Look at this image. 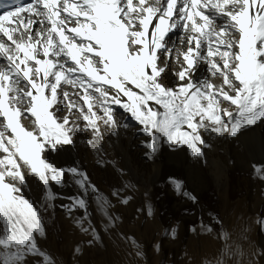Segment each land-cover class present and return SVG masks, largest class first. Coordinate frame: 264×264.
<instances>
[{
  "label": "snow or ice",
  "instance_id": "1",
  "mask_svg": "<svg viewBox=\"0 0 264 264\" xmlns=\"http://www.w3.org/2000/svg\"><path fill=\"white\" fill-rule=\"evenodd\" d=\"M173 31L181 33L179 46L165 39ZM0 59L6 62L0 66V264H31L32 258L34 264H57L39 241L47 236L45 214L61 199L52 184L63 187L66 173L83 195L65 197L70 202L59 207L89 237L87 246L103 243L90 193L104 232L117 227L115 205L86 171L57 167L42 155L75 146L74 137L84 131L92 133L89 145L101 150L105 132L117 136L128 127L114 106L150 137L149 159L162 144L186 145L194 158L204 159L211 147L204 133L236 137L264 121V0H30L0 14ZM169 60L179 66L172 86L163 80ZM200 64L210 76L196 80ZM253 168L264 181V164ZM27 176L44 186L40 203L26 195ZM172 183L195 202L181 182ZM121 191L112 195L127 205L132 197ZM77 211L82 215L74 216ZM258 223L264 228V219ZM123 238L145 258L134 238ZM220 238L224 248L216 264H227L225 258L239 264L240 247L233 248L227 232ZM75 253L82 254L81 246Z\"/></svg>",
  "mask_w": 264,
  "mask_h": 264
},
{
  "label": "bare ground",
  "instance_id": "2",
  "mask_svg": "<svg viewBox=\"0 0 264 264\" xmlns=\"http://www.w3.org/2000/svg\"><path fill=\"white\" fill-rule=\"evenodd\" d=\"M219 22L223 23V20L221 19ZM34 27H38V25ZM179 35H181L179 31H173L165 39H171L179 46V41L177 40ZM5 63L3 59H0V66H3ZM177 70H179V66L169 60L168 70L163 75V80L166 85L172 86L176 84L177 81L173 72ZM205 76H210L208 66L206 64H200L195 72L194 79L199 80ZM214 83L220 84L221 81L216 79ZM68 90L69 92L72 91L71 88ZM114 107L117 120L127 124V128L130 129L128 132L141 140L139 145L142 146L140 149L143 159L139 161L137 158V161L147 171L139 172L138 165L132 163L130 153L134 154L133 151L136 144H133V140L129 138V151L127 154L123 157L119 155L113 157V161L117 163V160H120L124 166H117L116 163L113 165V162L108 158L106 148L102 144L100 145L102 146L101 150H93L94 148L89 147L94 153L89 150L79 149L78 144L82 141L87 144L88 136L92 135L91 131L77 133L74 137L75 146L64 145L55 153L46 151L42 155L46 156L55 166L61 168L77 167L75 163L78 161L79 156H83V151L88 155L86 160L92 164L97 162L102 163V161L111 164L112 166H110L108 173L114 176L109 179L112 187L116 188L119 186L121 188L120 190H122V196H130L131 192H133L137 194L139 199L138 202H129L127 205L120 206L121 202L112 195L113 191L108 192L107 195L112 197L117 211H122L124 215L126 214V217H123L125 222L129 220V216H138L140 215L139 213L143 217L145 213H148L149 206H151V201L141 189L145 187L142 183L144 175L145 177L149 176L151 179V187L148 193L150 197L160 190H166L168 195H171V200L173 201V222L170 219H163V224L167 223L164 224L165 226L158 221H154L152 223H146L141 228L129 227L128 225L125 229L123 228L125 237L134 238L136 242L142 240V243L139 242L141 249L142 247L146 248V250L152 249L149 254V260L154 258L153 248L155 243H157L156 241L160 240L159 238L162 236V233L168 230L166 227H169L172 223L173 229L176 230V237L173 241L174 264H216L224 248V241L220 238L222 231L230 235L228 242L233 245V248L239 246L243 252V256L239 258V264H249V261H252L253 264H264V256L258 255L260 251H264V228L258 223L259 219H264V181L255 176L253 168V164H261L256 159L243 162L244 159L242 160L241 157V155H244L243 158L249 155L254 147L262 148L264 152V132L259 126L253 125L242 129L236 137H218L214 134L209 135L204 133V139L211 145L210 148L204 149V159H190L184 154L188 153L184 146L169 147L168 144H162L159 151L149 159L146 153L147 151L150 152V149L145 147V144L150 142V137L140 131L141 125L131 118L130 114L125 113L119 106ZM63 114L61 113V115ZM24 123L27 124L28 121H24ZM261 124H264V121H261ZM81 126H83V121H81ZM101 128L103 131L102 124ZM257 139L258 141L255 142ZM230 144H233L232 147L229 146ZM0 155L3 154L0 153ZM171 162L178 163L179 167H175L174 165L172 167ZM239 162H243L242 164L245 167H239ZM184 163L186 165L185 173L187 182L181 175V169L184 168ZM67 177L70 176L63 177V187L54 183L52 184L53 191L57 192L61 199L55 201L57 205L55 211L52 212L50 210L47 213L50 217L60 216L65 212L59 207L60 204L70 202L64 199L65 197L83 195L72 177L70 180L74 184L72 187H69V182H65ZM27 179L31 188V191L26 192L27 197L31 200L36 197L39 199L37 203H40L44 188H42L40 182V184L36 182L37 178L35 176H27ZM173 180L181 182L183 188H189V192L196 197L195 202L186 198L182 193H178L172 183ZM127 183H134L136 188L134 190L124 189ZM236 187H238V190H236ZM74 189L79 191L73 194L68 193ZM183 191L185 190L183 189ZM212 191L219 200V203L214 208L200 203L207 196L211 197ZM88 201L90 210L93 209L97 217L93 219L94 223L97 227L100 224L103 227L104 220L97 203L93 205L92 200ZM185 206L186 210L193 211V213L183 214L182 211ZM59 219L63 225L65 223V225L70 224L71 226H75L70 219L64 220L61 217ZM217 219L221 221L220 224L216 222ZM158 224L160 227H158ZM205 226H211L213 231L209 233ZM219 226L221 227L220 230H218ZM158 228L162 229L159 231V234H155ZM121 234L123 233L119 222L115 229L104 232L103 241L105 245H103V248L99 246V251L103 255V258L95 261L93 254L96 250H92L89 253V257L92 260L91 263L105 264L107 260L106 264H119V249L125 248V242ZM129 246L130 249L134 250V246L131 243H129ZM225 259L227 260V264H238V258Z\"/></svg>",
  "mask_w": 264,
  "mask_h": 264
},
{
  "label": "rangeland",
  "instance_id": "3",
  "mask_svg": "<svg viewBox=\"0 0 264 264\" xmlns=\"http://www.w3.org/2000/svg\"><path fill=\"white\" fill-rule=\"evenodd\" d=\"M171 62H173V61H171ZM217 80H220V79H217ZM255 125L259 126V128L264 132V124H261V121L257 122ZM129 130L130 129H128V128H120L117 136H112L109 132H105L104 138H103V141L101 144H102V146H104L106 148L108 158L113 162V165H114V163H116V162L113 161V157L115 155H119L120 157L125 156L127 154V152L129 151L128 138L132 139L133 140L132 143L136 144V147L133 151L135 155L130 153L132 163L134 165H138L139 172L147 171V170H144V168L141 165H139L138 161H137V158L139 159V161H141L143 159V155L141 154V149H140V147H142V146L139 145V142L141 140L132 136L128 132ZM87 139H88L87 144H85L82 141L81 143L78 144V148L81 150L85 149V150L92 151L89 148L90 147L89 141L93 139L92 135H89ZM256 141H258V139L255 140V142ZM232 145L233 144H230L229 146L232 147ZM102 146H100V148ZM184 147L186 148V150L188 152V153H184V154L188 158L193 159L194 157L191 155L190 150L187 148L186 145ZM93 150H95V149H93ZM83 152H84L83 156L78 157V161L75 163V165H77L78 168L86 171L91 182L99 189V192L101 194H103L104 196H107L112 201V197L107 195L108 192H112V191H116V190L121 189L119 186L114 188L109 183V179L114 177L111 175V173H108V171L110 170V166H112V165L109 163H105L103 161H102V163L97 162L95 164H92L91 162H88L86 160L88 155L86 154L85 151H83ZM92 153H94V152L92 151ZM148 154H149V151H147V153H146L147 157H148ZM243 156L244 155H241L242 160L244 159L243 162H245L247 160L256 159L259 161V164H261V165L264 164V152H263L262 148L260 149L259 147H254L252 152L249 155L245 156L244 158H243ZM243 162L238 163L239 167H241V168L245 167L242 164ZM116 164H117V166H124V164L120 160H117ZM173 165L175 167H179L178 163L171 162L172 167H173ZM81 166H82V168H81ZM185 169H186V165L184 163V168L181 169V175L186 180ZM142 174H145V173H142ZM65 176H70V177L66 178L65 182H69V187H72V185L74 184V182H72L70 180L72 175L70 173H66ZM36 182L39 183L40 181L37 179ZM186 182H187V180H186ZM142 183L144 184L145 187L141 188V189L145 192L148 199L151 201L150 207L152 209V213L153 212L154 213L151 216H148V213H145V215H143V217L141 216V213H139L140 215H138V216L137 215L131 216V217L129 216V220L125 222L123 220V217H126V214L124 215V213H122V211L118 212L117 208L114 207L116 210L113 209L112 212L114 213V215L120 217L119 224H120V227H121L122 233H123V234H121L122 237H125V234L123 231L128 226L129 227H135V228L136 227L141 228L146 223H152L154 221H158L163 226H165L164 224H167V223L163 224V219L164 220L170 219L171 222H173V201L171 200V195H168L166 190L165 191L160 190L158 193H156L150 197L148 195L150 187H151L150 186L151 185V179L149 178V176L145 177V175H144V177L142 179ZM40 185L42 186V188H44L42 183ZM127 186L128 187H125L124 189L134 190L136 188V185L134 183H132V184L127 183ZM237 188L238 187H236V190H238ZM183 189L185 190V192L190 193L189 188L184 187ZM76 191H79V190L74 189L68 193L73 194ZM214 194L215 193L212 191L211 197L207 196V198L203 199L202 202H200V201L199 202L201 204L204 203V205L214 208L215 206H217L216 204L219 203L217 196H215ZM240 195H241V193H240ZM130 196L132 197V199L129 201L130 203L134 202V201H137V202L139 201L137 194H134L133 192H131ZM185 197L188 198L187 196H185ZM88 200H92L93 205L96 204V201L94 199V195L91 193L89 194ZM32 201L37 202V201H39V199L34 197ZM112 203L114 204L113 201H112ZM120 206H124V204L121 203ZM186 206L183 207L184 209H183L182 213L183 214H188V213L192 214L193 211L186 210ZM90 211L92 213V219L97 218L95 216L94 210L91 209ZM155 214L156 215L159 214V215L156 216ZM73 215L74 216H80V215H82V212L77 211ZM161 216H162V218H161ZM59 217L63 218L64 220L70 219L68 217V215H66L65 212H63L60 216H55V217H50L48 214H45L47 236L45 239H41L39 241L42 249H44L46 252L50 253L55 258L57 264H86V263L93 264V263H91L92 260L89 257V253H91L92 250H96L95 253L93 254L95 261L99 260L100 258H103V255L99 251V246L103 248V245H105L104 241L102 244H97V245H94L92 247L87 246L86 242L89 239V237L83 235L80 232V230L75 226H71L70 224L65 225V223H64V225L61 224ZM161 219H162V221H161ZM70 220H72L73 223L75 224L74 219H70ZM169 223H168V225H169ZM158 227H160L159 224H158ZM0 228H2V225H0ZM97 228L100 230L101 235L103 237L104 230H103L102 224H100V226ZM166 228L168 229L167 232L162 233V236H161L163 239L160 237L159 238L160 240L156 241L157 243L158 242L159 243L158 244L155 243V246L153 248L154 258H151L152 262H151V260H149V258H150L149 254H150L152 249L146 250V248L142 247L141 250L143 251L145 258L140 259L139 257L136 256L135 247H134V250L129 248L130 247L129 243H131V242L128 243V240L123 238V241L125 242V248L123 247L122 249H119V252H120L119 264H174V260H173V241H174V238H172V236H171V232L173 230L172 223H171V225H169V227H166ZM161 229L162 228H158L156 230L155 234H159V231ZM220 229H221V227L219 226L218 230H220ZM162 231H164V230H162ZM141 241L142 240H139V241H137V243L139 244V242H141ZM157 245H159V250H157V247H156ZM77 246H81L82 254H76L75 253V248ZM34 260H35V258H32L31 264H34ZM106 262H107V260L105 261V264H106Z\"/></svg>",
  "mask_w": 264,
  "mask_h": 264
}]
</instances>
